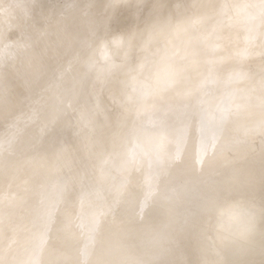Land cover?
<instances>
[{"label": "bare ground", "instance_id": "1", "mask_svg": "<svg viewBox=\"0 0 264 264\" xmlns=\"http://www.w3.org/2000/svg\"><path fill=\"white\" fill-rule=\"evenodd\" d=\"M248 1L251 5H258L257 3L264 0ZM244 2L247 1L244 0ZM225 3L226 0H0V121L3 123H0V188L3 190L7 183L9 184L7 187H12H6V190H10L7 191L8 195L5 194V188L4 193L0 191L1 256L9 258L15 253V247L22 246L15 253L16 256H19L26 251L27 245L36 241L35 246L30 251L28 264H32L44 249H48L55 254L48 257L45 264H221L219 260L213 261L209 257L213 250L209 246H214L209 239V234L212 232L215 219L218 222L217 217L221 212H224H220L219 207L232 206V209L237 204L242 205L244 203L245 205L247 203L250 205L254 201L250 197L256 196V189L249 192L246 189L258 188L264 185V149H262L264 147L261 146V142L258 146L247 150L243 154L235 151L236 156H233L232 152L225 153L228 151L222 153V150H218V145L222 143V137L218 132H214L215 130H209L203 104L199 101L202 110L201 106L199 109L198 103L197 106H194L195 100L187 98L188 96L174 99L177 96H169L167 94L170 91L167 94L165 92L172 88L171 92L184 95L186 92L182 94L181 88H179L184 83V89L188 90L190 94L195 89L197 81L198 84L200 83L198 79L194 78L193 70H196L199 64L213 67L214 63L212 64L211 61L214 58L209 59L208 54L212 55L211 52L214 53V41L207 40V36L212 37L221 28H227L226 24L225 27L215 29L217 26H222V11L224 6L227 5ZM258 7H256L257 10ZM239 8L241 7L239 6ZM263 10L262 8L261 11ZM253 11H255L254 8ZM256 14L255 17L259 16V14L257 16ZM234 17L237 18L238 16L234 15ZM242 17H240V20ZM252 19H250V22H248L249 20L246 21L256 27L257 18L256 23L253 21L255 18ZM108 23H114L115 25H111V27L108 26ZM106 24L111 27V31L106 30L109 29L105 28L107 27ZM121 25L124 26V34H122L123 31L120 32L121 35H124L122 37L124 38L122 41L124 45L116 40V38H120V35L118 33L119 36L117 37L116 30H114L115 27L118 28ZM240 25L249 26L246 22L244 24L240 23ZM102 26H104L105 31H103ZM113 26L115 27L113 28ZM239 27L241 28V26ZM249 28L251 27L247 28L250 33L244 29L245 34L242 33L243 37L239 38L242 39V45H239L240 40L239 43L236 42V45L234 43L233 47L229 44L228 46L236 48L237 45L242 47L243 44L244 46L245 44H252L253 47H250L252 46L250 45L249 48L253 49L254 53L256 49L264 50V38L260 35V38L258 36L255 39V32L253 35L251 32L256 29H252V27L250 31ZM229 31L228 29L227 32ZM117 32H119L118 29ZM256 32L258 33L257 30ZM103 34L108 36L105 38ZM224 35L226 34L224 33ZM238 35L235 36L238 37ZM102 36L105 38L103 43L105 40L106 42L99 46V43L96 44L99 40L97 38H100L99 42H101L103 40ZM221 38L224 37L220 35ZM231 38H234V36ZM227 41L230 40L227 39ZM183 43L186 44L184 55L175 57L177 49ZM122 46H124V49ZM254 46L256 49H254ZM224 48L222 52H224ZM245 48L247 49L243 51ZM245 48L239 49L242 50V53H245L249 50L248 47ZM105 51L112 53L111 56H108L109 58L107 57L108 60H103L102 54ZM232 52H234L233 49ZM225 53H227V50ZM242 53L239 52L236 56ZM215 55L218 56L219 54ZM225 55L227 54H224L223 57ZM254 55L252 54L253 58ZM168 56L173 60L172 62L169 61V71L166 69L165 72L169 75L170 83L163 75L161 77L164 68H158L161 60L168 58ZM257 56L258 54L255 57ZM246 58L248 57L245 56L244 59L246 60ZM236 59L238 58L236 57ZM70 64L73 66V72L70 71L68 74L67 69L71 67ZM143 65L146 66L144 70L137 71V68ZM195 65H197V68H195ZM257 67L255 68L257 69ZM261 67L260 70L263 68L262 71H259V69H257L258 71H255L256 69L254 72L252 71L254 73V75L252 74L253 77H258V79L256 78L251 83L255 82L258 83L256 85H260L263 82L259 86L262 89L259 88L258 92L262 91L259 96L261 95V100H264V66ZM63 69L67 71H65L67 79L64 75L65 81L61 79L63 78L62 75L65 74ZM239 70L230 71L234 74L235 71L238 72ZM213 71L215 72L214 69ZM222 71L224 72V70ZM240 71L239 73L249 76L248 73L251 70L249 69L248 72ZM57 72L63 73H60L61 77L59 76L62 81L60 79L58 82L56 81L57 84L59 83L58 87H55L57 84L54 79L51 80L52 87L53 84H56L53 88H58L57 90L61 93H58L59 95L56 94L58 91L53 90L56 95L51 92L53 88L48 86L51 85L50 78H52V75L55 77ZM177 74L181 75L184 82L180 80L182 82L180 83L177 80L178 82L173 84V87H169L172 79ZM208 74H210L209 77L212 78V74L214 77V73L210 72ZM216 74L217 72L215 73L217 78ZM23 76L29 77L28 79L32 81L34 90H31L33 89L32 83L27 84L26 80L28 79H24ZM135 76H138L141 82L148 83L147 86L137 84L133 80ZM220 76L218 75V78ZM241 76L243 78L241 77L240 83L245 78L243 75ZM17 77L20 78L21 83L23 82L20 86H24L26 82L25 86L31 88V91L27 89L29 93L25 91L26 95H23L24 92H21L22 95L19 93V87L12 86L15 81L12 83L11 80ZM223 77H220V79L222 78L221 81H223ZM44 78L49 79V83H46L47 81ZM55 78L58 79V77ZM214 78L213 81H217ZM259 78L262 82H256ZM250 79L252 81V78ZM235 81H237V78ZM245 81H243V86L246 84ZM16 82H19V80H16ZM249 85L251 87V84ZM43 86L45 90L47 88L51 89V91H48V89L47 91L53 97L55 95V100L52 97H50V99L52 98L50 100L49 96L45 99L44 95L45 93L47 95L48 92L42 90ZM14 87L19 90H14ZM24 87L22 91H24ZM218 88L220 87L218 86ZM237 88L241 90V87ZM237 88L233 90L240 92ZM256 88L258 89V87ZM223 89L225 90V87ZM41 90L45 93L40 92ZM176 90L181 92L178 94ZM151 91L153 93L150 95L149 92ZM196 91H198V88ZM34 93H42L40 97L44 96V98L39 100V96L35 97L37 94L34 96ZM146 93H149V97L145 96ZM242 94L244 93L242 92ZM195 95L198 97L197 94ZM212 96L214 95L212 94ZM223 96H226V94ZM239 96L241 95H237V100L239 98H241L240 101L244 100L245 95ZM209 98L211 97L209 96ZM214 98L212 97V99ZM230 99H234V94ZM220 100H217V102ZM248 100L250 99L246 101ZM256 100L259 101L260 99L257 98ZM210 101L207 103L208 105ZM217 102L213 103L217 104ZM230 102L228 101V103ZM234 102H237V105L240 103L236 99ZM252 102L253 100L249 104H252ZM225 104L227 103L225 102ZM249 104L247 106L249 108L255 106V102L253 103L254 106H249ZM258 105L256 106L260 107ZM234 106L237 109L236 104ZM262 106L264 107V103ZM257 107L253 109H257ZM207 109L205 108L206 111H208ZM235 109H231V111L233 112ZM240 110L243 109L240 108ZM262 110L264 111V109ZM243 111L245 112V110ZM244 112L241 111L242 114ZM223 113H225V110ZM241 113L240 115H242ZM250 113H247V115L250 116ZM234 114L235 112L232 115ZM221 115L223 116V114ZM37 117L48 119V121L46 120L48 125L46 127L48 128L44 129L47 133L41 136H45L44 138H39L43 130L38 131L42 129H39L42 119H40L41 123L38 130L35 131L40 134L39 136L36 134V137L43 139L42 142L38 141L40 145L37 141L34 144L31 140L35 137V129L33 130V127L32 130L29 129L34 122L37 123L38 121L39 123ZM231 117L233 116L230 115L229 118ZM238 117L241 118V116H237V120ZM224 118H227V114ZM254 118L252 122L257 120V117ZM23 120L30 124L29 127L23 124ZM29 120H32V123ZM241 120L237 121L238 125L244 119ZM223 121L225 120L223 119ZM261 121L263 124V120L260 118ZM249 122L251 123V121ZM258 122L256 121V123ZM209 123H211V120ZM43 124L42 127L44 128ZM237 124L234 123V125ZM245 124L246 122H244ZM21 125L25 126V130L26 127H28L27 130H31L32 137L28 131H26V134H22L21 131L19 135L18 128L21 129ZM229 125L228 129L237 130L234 128L236 126L230 127ZM259 126L262 128V133H259L262 136L264 127L261 124L257 127ZM226 128L224 127V129ZM250 128L248 129L250 130ZM226 131H223L225 135ZM229 131L230 134H227V136L232 134L231 130ZM241 131V129L237 130L238 133ZM250 132L249 134L252 133ZM224 133L221 134L224 135ZM21 134L22 136H28L29 134L31 138L24 137L27 139V141L24 139V142ZM245 134L249 136L247 133ZM259 134L257 133L256 136ZM242 136L246 138L247 143L252 140L251 138L248 140V137H244V135ZM256 136L255 139L258 138ZM238 137L241 139L240 136ZM228 138L231 140L235 137ZM261 138L264 140V136ZM28 139L33 143H30L31 146ZM237 139L234 141H237ZM33 140L35 141V139ZM234 141H230L231 146ZM254 142L257 143L255 140ZM36 143L40 147L43 143L44 162L39 159L41 155L37 156L39 154L37 148L40 147H37ZM240 145L242 146V144ZM32 146L37 147L35 148L36 153L32 151L33 156L29 152L30 148L33 149ZM10 149H14L13 152L17 151V153L23 151L24 154L21 152L22 156L18 154L16 155L18 156L17 159H12L17 153L13 155ZM40 149L39 151L43 152V149L42 151ZM6 150H10L12 154L6 153L8 152ZM2 152L3 155L13 156L9 158V155H5L8 160L5 159V156L1 158ZM133 152H137V155H133ZM34 156L38 159L35 162L32 160ZM203 157L205 159H202L200 163L198 160ZM238 157L241 158V160L239 159L241 162L237 160ZM13 160L16 163L15 167L11 165ZM5 161L11 163L10 166ZM251 163H254L257 168L253 175L250 172ZM8 167L10 170H5ZM11 168L13 171H11ZM247 169L249 174L246 173ZM3 172L6 174L12 172L10 176H7L11 179H8ZM13 173L21 175L20 179L16 178L19 183L16 182L15 185L10 184L12 183L11 180L15 176L19 177V175L12 178ZM217 177L230 181L229 186L219 194L210 191V188L215 184L208 185L213 178ZM5 180L11 182H5ZM2 182L5 184L2 185ZM262 196L264 198V193ZM254 206L253 209L257 210L258 213L264 211V200L254 202ZM245 207L247 209L248 205L244 206L242 211L246 210ZM249 209L251 210V208ZM235 210L231 211L234 212ZM255 210L253 211L255 212ZM243 213L249 215L248 212ZM154 214L158 215L155 216ZM146 215L150 216L145 217ZM229 216L228 219L225 218L228 221ZM238 216H241V214H238ZM251 217H255L254 220H257L255 215ZM251 217L245 219L249 221ZM251 220L249 223H251ZM255 222V227L260 229V224L257 221ZM241 223L240 225H243ZM221 224L223 225V222ZM245 224L246 228L248 223ZM228 227L233 228L230 225ZM255 227H252V229ZM245 228L240 229L245 231ZM247 228L249 232V227ZM240 233L242 234L241 231ZM245 233L242 236H248V234L245 236ZM250 234L249 236L252 237L254 232L251 231ZM220 236L222 235L220 234ZM234 237H238V235ZM219 240H221V237ZM243 240L244 242L247 241ZM233 242L236 243L234 239ZM222 243L225 242L222 241ZM80 244H88L89 246L80 250ZM219 244L221 243L219 242ZM240 245L243 248L244 244L242 245V242ZM246 246L245 244L244 249H246ZM227 249L226 247L224 250Z\"/></svg>", "mask_w": 264, "mask_h": 264}, {"label": "rangeland", "instance_id": "2", "mask_svg": "<svg viewBox=\"0 0 264 264\" xmlns=\"http://www.w3.org/2000/svg\"><path fill=\"white\" fill-rule=\"evenodd\" d=\"M230 3H229V2ZM240 1H242L243 3H241ZM239 1V3H238V0H226V3H225V5L226 6H224V9H223V11H222V26H217L215 29H219V28H221V27H225L226 26V24H227V28L225 29H220V30H218L217 32H221L222 30V33H217V32H215L218 36H214V35H216L215 33H214V35L211 37V36H207V40H212V42L214 43H212L213 45H214V53H212L211 52V54L212 55H210V54H208V57H209V59H213L211 62H212V64H213V67L211 68L210 66V68L207 66V65H200L199 64V66H198V68L196 67L197 65H195V68H197L196 70L194 69L193 71H194V78L197 80H199L200 81V85L198 84V81H197V84L195 85V89H193L192 90V92L189 94V91H188V93H187V91L184 89L185 87L183 86V84H181L180 85V87L179 88H181L180 90L182 91H180V90H176L177 92H178V94L181 92L182 94H184L185 92V94L184 95H177V93H176V95H175V93H173V92H171L172 91V88H169L168 89V91H166L165 92V94H167V92H169L167 95H169V96H177V97H175L174 99H180V98H186L187 96V98H192V99H194L195 100V104H194V106H197V103H198V107H199V109H200V106H201V104H203L202 106L203 107H205L206 109L209 107H212L213 106V104H214V106L212 107V108H210V109H212V110H210V109H207L208 111H206L205 110V108H204V114H205V119H206V121L208 122V124H209V130H215L214 132H218L219 134H220V136L222 137V143L221 144H219L218 145V150H222L221 152L222 153H224L225 151H228V152H225V153H229V152H232V154H233V156H236L235 155V151H237V152H240V153H245L247 150H251V148H253V147H256V146H258L259 145V143H261L262 142V145L261 146H263L264 147V140H262L263 138H261V137H263L264 136V134L261 136L259 133H262V131H261V126H259V127H257L258 125H262L263 127H264V111L262 110V109H264V107L262 106L263 105V103H264V100H261V95L259 96V94L262 92L261 90V92H258L259 91V86H261V84H263V82H262V80L259 78V80H256V82L257 81H260V82H262L260 85H256V84H258V83H251V82H253V81H255V79L257 78L258 79V77H253V75H254V70L256 69L255 67H257V65H258V67H257V69H259V71H262V67L264 66L263 64H264V62H263V64H262V61H264V50H258V49H256V47L254 46V49H256L255 51V53H254V50L253 49H251V48H249V46L250 45H252V44H245V46H244V44H243V46L242 47H240L239 45H242L241 43H242V39H239V38H242L243 37V34H245V31H244V29H246V32H248V33H250L249 32V30L247 29L248 27H253L252 29H256L257 31H258V33L256 32V30H252V32H251V34L253 35V33L255 32V34H254V38L255 39H257L258 38V36H259V38L262 36V38H264V10L263 11H261L262 10V8L264 9V1L263 2H259V3H257L258 5H262L261 7L259 6L258 7V5H251L250 3H248L249 1L248 0H246L247 2H244V0H240ZM241 3V4H240ZM247 3V4H246ZM260 3H262V4H260ZM232 4H234V5H232ZM236 4H237V6H236ZM243 4H245V5H247V6H244ZM251 6H250V5ZM232 5V6H231ZM249 5V6H248ZM228 6V7H227ZM239 6L241 7V8H239ZM245 7V9H243L244 7ZM225 7H226V9H225ZM233 7H234V9H233ZM236 7H238V8H236ZM254 8V10L255 11H253V8ZM256 7H258V10H257V8ZM228 8V9H227ZM248 8H251V9H248ZM256 8V9H255ZM260 8V9H259ZM231 9H233V11H231ZM239 9V10H238ZM227 10V11H226ZM236 10V11H235ZM248 10V11H247ZM240 11H241V13H240ZM262 12V16L260 15V13ZM232 14H231V13ZM235 12V16H238L239 17V19H237V18H235L234 17V15H233V13ZM238 12V13H237ZM249 12H251L250 14H249ZM253 12H255V13H253ZM258 12H260V13H258ZM237 13V14H236ZM247 13V14H246ZM257 13V14H256ZM227 14V15H226ZM241 15V16H239V15ZM244 14H246V15H244ZM251 14H254V15H252L251 16ZM255 14H256V16L259 14V16H257V17H255ZM248 15H250V16H248ZM246 17V18H243V17ZM254 16V17H253ZM240 17H242L241 18V20H240ZM122 18V17H121ZM254 20H253V19ZM256 18H257V24H256V27H255V25H253V24H251V23H248V22H250V19H252L253 21H254V23H256ZM245 19V20H244ZM224 20H226V21H224ZM231 20H233L232 22H231ZM239 20H240V23L241 24H244L245 22H246V24H249V26L248 27H245L246 25H240V23H239ZM248 22H247V21ZM252 20H251V22H252ZM259 20H261V21H259ZM263 20V21H262ZM228 21H230V22H228ZM244 21V22H243ZM226 22V23H225ZM228 22V23H227ZM234 22V23H233ZM238 22V23H237ZM110 23V22H109ZM108 23V26H111V25H115L114 23L113 24H109ZM223 23H225V24H223ZM233 23V24H232ZM230 24V25H229ZM251 24V25H250ZM123 25H124V23H123ZM123 25H121L120 27H115V26H113V28L115 27L116 29H114V30H116L115 31V34H116V36L118 37L119 35V37L121 38H116V40H119V43L121 44L122 43V45H124L123 44V40H124V38H122V37H124V35H121L120 34V32L121 31H123L122 32V34H124V26ZM224 25V26H223ZM234 25H235V27H234ZM106 26H107V24H106ZM105 27V28H109V29H106L108 32L109 31H111L110 29H111V27ZM230 26V27H229ZM233 26V30L231 29V27ZM236 26H237V28H236ZM239 26H241V28L243 29H241ZM99 27H101V26H99ZM123 27V28H122ZM255 27V28H254ZM102 28L104 29V26H102ZM102 28H101V30H102ZM119 28H121V29H119ZM251 28H249L250 29V31H251ZM117 29H118V31L119 32H117ZM228 29L230 30L229 32H227L228 31ZM236 29V30H235ZM239 29H240V31H239ZM259 29H260V31H259ZM227 30V31H226ZM103 31H105V29L103 30ZM224 31H226V32H224ZM238 31V32H237ZM231 32H233V33H231ZM235 32V33H234ZM262 32V33H261ZM118 33H119V35H118ZM224 33L226 34V35H224ZM232 34V35H230V34ZM243 33V34H242ZM108 34V33H107ZM223 34V35H222ZM239 34V35H238ZM96 35V34H95ZM104 36H105V34H103ZM220 35L222 36V37H224L222 40L220 39ZM238 35V37H236V36ZM261 35V36H260ZM104 36H102L103 37V40H102V38H101V42H99L100 41V38H97V40H98V42L96 43L97 45H98V43L100 44L99 46H101L102 44H104L105 42H106V40H105V42L103 43V41H104V39L108 36V35H106L105 36V38H104ZM234 36V38H231V37H233ZM242 36V37H241ZM95 37V36H94ZM216 37H218V38H215ZM228 37V38H227ZM229 37H230V39H229ZM212 38V39H211ZM225 38H227L228 40H230V41H227V39L225 40ZM92 39V38H91ZM218 39V40H217ZM234 39H235V42H234ZM238 39V40H237ZM206 40V41H207ZM231 40H233L232 41V43H231ZM241 40V41H240ZM121 41V42H120ZM217 41H219L218 42V44H217ZM239 41H240V44L239 45H237L236 46V48H231V47H233V44L235 43V45H236V42L237 43H239ZM263 41H264V39H263ZM208 42V41H207ZM222 44H221V43ZM224 42V43H223ZM229 42V43H228ZM116 43L119 45V43H118V41H116ZM226 44V45H225ZM228 44L231 46H228ZM182 45H184V46H182ZM181 45V47L179 48V49H177V52L175 53V57L178 55V56H182V55H184V49H186L185 47H186V44L185 43H183ZM235 45H234V47H235ZM239 46V47H238ZM120 48H121V45L119 46ZM221 47H228V48H224V52H222L223 51V48H221ZM245 47H248V51L247 52H251L252 50V52L248 55V53L247 52H243L244 54H245V56L246 57H248V58H246V60L244 59L245 58V56H244V54L242 53V50L241 49H243V48H245ZM250 47H253V45L252 46H250ZM122 48L124 49V46H122ZM215 48H217V49H215ZM221 48V49H220ZM231 48V49H230ZM238 48V49H237ZM239 48H241V49H239ZM101 49V48H100ZM232 49L234 50V52H232ZM235 49H237V50H235ZM247 48H245V49H243V51H245ZM220 50V51H219ZM226 50H227V53H225L226 52ZM241 50V51H240ZM251 50V51H250ZM260 52H258V51ZM215 51H217V52H215ZM262 51V52H261ZM228 52H230V53H228ZM239 52H241L242 54H240V55H237L236 56V54H239ZM105 53H106V51H105ZM104 53V54H105ZM233 55H232V54ZM104 54H102V56L104 57L103 58V60H108V58L107 57H105V55ZM214 54V55H213ZM215 54H219L218 56L217 55H215ZM224 54H229L228 56L227 55H225V57H223V55ZM235 54V55H234ZM252 54L254 55V58L252 57ZM256 54H258V56L257 57H255L256 56ZM243 57H242V56ZM210 56H213V57H210ZM216 58H215V57ZM227 56V57H226ZM231 56V57H230ZM232 56H233V58L235 59H233L232 58ZM241 56V57H240ZM261 56V57H260ZM263 56V57H262ZM223 57V58H222ZM236 57L238 58V59H236ZM250 57H252V58H250ZM107 58V59H106ZM227 60H226V59ZM258 58H260V59H258ZM263 60H262V59ZM101 59H102V57H101ZM162 59V58H161ZM239 59H241V60H239ZM103 60H101V61H103ZM219 60H220V62H219ZM221 60H223V61H221ZM229 60V61H228ZM244 60V61H243ZM172 62L173 60L171 59V58H169V56H168V58L166 57V58H163V60H161V62H160V64H159V66L160 67H158V68H160V69H162V68H164V72L163 73H161V77H162V75L164 76V78L167 80V82L168 83H170V78H169V75H168V73H165L166 72V69L169 71V64H170V62ZM259 61V62H258ZM104 62V61H103ZM256 62H258L257 64H256ZM74 63H76V62H74ZM74 63H72L73 65H76V64H74ZM216 63V64H215ZM259 63H260V65H259ZM72 64H70L71 65V67H70V65H69V67L71 68H69V69H67V67H66V69H67V71H68V74H69V72L71 71V72H73V66H72ZM246 64H247V66H246ZM255 64V65H254ZM234 65V66H233ZM263 65V66H262ZM217 66V67H216ZM227 66V67H226ZM230 68H229V67ZM240 66V67H239ZM245 66V67H244ZM250 66V68H248ZM262 68L261 70H260V67ZM144 67H146V66H140V67H138L137 68V71L138 70H144ZM203 67H206V68H204L203 69ZM223 67H224V69H223ZM235 69H234V68ZM237 67H238V69H237ZM247 68L246 70L245 69H242V68ZM251 67H253V69H251ZM49 68V67H48ZM74 68L76 69V67L74 66ZM203 69V71H202V69ZM226 68V69H225ZM229 68V69H228ZM241 68V69H240ZM66 69H65V71H66ZM208 69H210V70H208ZM213 69L215 70V72L213 71ZM241 71H240V70ZM249 69L251 70V71H249ZM255 70V71H258V70ZM198 70H199V72H198ZM200 70H201V72H200ZM217 70V71H216ZM222 70H224V72L225 73H227V74H225ZM230 70H232V72H233V70H239L240 72H244V71H249L250 73H248L249 74V76L246 74H244V73H239V71L237 72V71H235L236 73H231V71L229 72ZM64 71V69H63V72L65 73V74H63L62 72H60L61 74H63L62 76H63V78H61V79H63V81H65L66 79H67V76H66V72ZM75 71V70H74ZM136 71V70H135ZM196 71V72H195ZM207 71H209V72H207ZM228 71V72H227ZM253 71V72H252ZM204 72V73H203ZM214 73V77H215V73L217 72V74L218 75H221L220 77H223V75H224V77H223V81H221V79H220V77L218 78V75L216 74V76H217V78L215 77H213V74H212V78L211 77H209V75L210 74H208V73ZM219 72V73H218ZM247 72H245V73H247ZM252 72V73H251ZM59 72H57V74H58ZM59 73V75H57V74H55L56 76L55 77H58V79L57 78H55L53 75H52V78H50V80H49V82L51 81V85H48L49 86V88H51L52 87V80L51 79H54V81L56 82H58L59 81V76L61 77V74ZM198 73H202L201 75L200 74H198ZM44 74V73H43ZM198 74V75H197ZM208 74V75H207ZM223 74V75H222ZM233 74V75H232ZM239 74V75H238ZM253 74V75H252ZM13 75V74H12ZM64 75L66 76V79L64 78ZM228 75H229V77H232V78H229L228 77ZM241 75H243L245 78H244V80H246L245 81V85H246V87H245V85L243 86V84H244V80H241V83H240V79H242L243 77L241 76ZM14 76V75H13ZM13 76H11V77H13ZM28 76V75H27ZM43 76V75H42ZM237 76V77H236ZM239 76V77H238ZM247 76V77H246ZM15 77V76H14ZM25 76H23V78H24ZM176 77V78H175ZM173 79H172V83H171V85H169V87H173L172 85L173 84H175V83H177L178 81L180 82V80H182V82H184V80L182 79V77H181V75H176ZM198 77V78H197ZM234 77V78H233ZM242 77V78H241ZM252 78V81H251V79L250 78ZM18 78V77H17ZM15 78L17 81L19 80V82H16V80L15 79H12L11 81H12V83L15 81V83L12 85V86H14L15 85V87L17 86V88L19 87V89H20V91H19V93H21V92H24L23 93V95L25 94L26 95V92L25 91H27V89H29L28 91H31V90H34V86H33V83H32V81L31 80H29L28 78L29 77H25L24 79H28V80H26L27 81V84L28 83H32V86H33V89H31V88H28L27 86H25L26 84V82L24 83V86L23 85H21V86H23L24 87V91H22V88L23 87H21L20 86V84H23V82L21 83L20 81V78ZM178 78V79H177ZM201 78V79H200ZM213 78H214V80H217V81H213ZM227 78V79H226ZM229 78V79H228ZM237 78V81H235V79ZM249 78V79H248ZM45 79V78H44ZM60 79V80H61ZM65 79V80H64ZM174 79H176V80H174ZM210 81H209V80ZM224 79H226V80H228V81H226V80H224ZM232 79V80H231ZM48 80H46L45 79V81H47L46 83H49L48 82ZM133 80L134 81H136L137 82V84H140L141 86L142 85H145V86H147L146 84H148V83H144V82H141V80H140V78L138 77V76H135V77H133ZM178 80V81H177ZM204 80H205V82H208V83H205L204 82ZM207 80V81H206ZM231 80V81H230ZM234 80V81H233ZM238 80H239V82H238ZM53 81V82H54ZM62 81V80H61ZM147 81V80H146ZM149 82H150V80H148ZM220 81V82H219ZM57 82H56V84H57ZM182 82H180V83H182ZM214 82V83H213ZM217 82V83H216ZM222 82V83H221ZM233 82V83H232ZM236 82V83H235ZM248 82H250L249 84H251V87H250V85L249 84H247ZM17 83V84H16ZM225 83H227L226 85H225ZM232 83V84H231ZM18 84H19V86H18ZM55 84V85H56ZM202 84V85H201ZM204 84H206V85H204ZM208 84V85H207ZM214 84V85H213ZM216 84H218L217 86H216ZM222 84V85H221ZM229 84H230V88H229ZM235 86H234V85ZM242 84V85H241ZM255 84V85H254ZM46 85V86H47ZM54 84H53V87L55 86ZM58 85H59V83L55 86V87H58ZM212 85V86H211ZM32 86H30V87H32ZM44 86H45V84H44ZM44 86H43V88H42V90L44 89ZM149 86V85H148ZM181 86H183V87H181ZM200 86V87H199ZM210 86V87H209ZM218 86L220 87V88H218ZM222 86H224L225 87V90L222 88ZM241 87V90H238L239 88H237V87ZM243 86V87H242ZM250 87V88H248V87ZM253 86V87H252ZM14 87V90H19V89H16ZM21 87V88H20ZM27 87V88H26ZM52 87V88H53ZM54 87V88H55ZM204 87H206V88H204ZM209 87V88H208ZM214 87V88H213ZM232 87V88H231ZM255 87V89L253 90V88ZM256 87H258V89L256 88ZM49 88H47L48 89V91H51V89H49ZM52 89V91L51 92H53V90L55 91V92H57L56 94H58L59 93V90H57L58 88H56V89ZM198 88V91H196V89ZM200 88V89H199ZM212 88V89H211ZM237 88V90L238 91H240V92H237L236 90V93H235V91L233 90V89H236ZM242 88H248V89H242ZM26 89V90H25ZM31 89V90H30ZM47 89L45 90L46 92H48L47 91ZM216 89V90H215ZM232 89V90H231ZM260 89H262V87L260 88ZM42 90L40 91V92H42ZM243 90V91H242ZM248 90V91H247ZM257 90V91H256ZM27 91V92H28ZM45 91L44 92H42L43 94L45 93ZM196 91V92H195ZM211 91V92H210ZM220 91V92H219ZM222 91H224V93L226 94V96H223V95H225L224 93H222L221 94V92ZM230 91V92H229ZM232 91V92H231ZM234 91V92H233ZM246 91V92H245ZM250 91H251V93H250ZM253 91V92H252ZM34 92V91H33ZM35 92H37V91H35ZM214 92V93H213ZM219 92V93H218ZM242 92L244 93V94H242ZM257 92V93H256ZM18 93V92H17ZM29 93V92H28ZM37 93H39V92H37ZM36 93V94H37ZM41 93V94H42ZM54 93V92H53ZM52 93V94H53ZM150 93V95H151V93H153V91H151V92H149ZM149 93H146L147 95H145V96H147V97H149ZM204 93V94H203ZM209 93H211V94H209ZM247 93H249V94H251L250 96H249V94H247ZM35 93H34V96L36 95ZM41 94H37L35 97H37V96H39V100L42 98H44V96H45V99H47L48 98V96H49V99H50V97H52L53 98V100H55L54 99V97H55V95H54V97L50 94V92H48V94L46 95V93H45V95L43 96V97H40V95ZM59 94H61V93H59ZM58 94V95H59ZM187 94H189V95H187ZM193 96H192V95ZM195 94H197V96L198 97H196V95ZM202 94V95H201ZM212 94L214 95V96H212ZM233 94H234V99H230V98H232L233 97ZM241 95V96H239V97H242V96H244L243 98H244V100H242V101H240L241 100V98H239V100H237V95ZM262 94V93H261ZM21 95H22V93H21ZM57 95V96H58ZM191 95V96H190ZM220 95V96H219ZM227 95H228V97H227ZM230 95H232V96H230ZM258 95V96H257ZM56 96V97H57ZM182 96H184V97H182ZM208 96V97H207ZM209 96L211 97V98H209ZM219 97V99H221L220 101H218L217 102V100H219V99H217V97ZM222 96V97H221ZM229 96H230V98H229ZM47 97V98H46ZM151 97V96H150ZM205 97V98H204ZM212 97L214 98V99H212ZM236 97V98H235ZM250 99V100H248V101H246L247 99ZM248 97H250V98H248ZM51 98V99H52ZM207 98V99H206ZM209 98V99H208ZM228 98V99H227ZM252 98V99H251ZM254 98H255V100H254ZM260 99L259 101L258 100H256V99ZM50 99V100H51ZM142 99H144V97H142ZM206 99V100H205ZM223 99V100H222ZM227 99V100H226ZM235 99H236V101H238V102H240L238 105H239V107H238V105H237V102H234L235 101ZM38 100V99H37ZM204 100V101H203ZM210 100H212V101H210ZM230 100H231V102H230ZM253 100V102H252V104H249L251 101ZM201 102V104H200V102ZM207 101V102H206ZM210 101V103H209V105L207 104L208 102ZM228 101L230 102V103H228ZM246 101V102H245ZM250 101V102H249ZM261 101H262V103H261ZM205 102V103H204ZM213 102H217V104H215V103H213ZM225 102L227 103V104H225ZM234 102V103H233ZM245 102V103H244ZM255 102V106L253 105V103ZM249 104V106H254V107H257L256 105H258L257 103H259V104H261V105H258V106H260V107H257V109H253L252 107L251 108H249V107H247L248 106V104ZM206 104H207V107H206ZM231 104H233L232 106H231ZM236 104V107H237V109H238V111H237V109H235L234 107V105ZM243 104H245L243 107H242V105ZM224 105V106H223ZM202 106H201V109L203 110V108H202ZM241 106V107H240ZM214 107L217 109L218 107H220V108H218L217 110H219V111H217L216 109V111L214 110ZM248 108V111L250 110V109H253L252 111L250 110L249 112H251L250 113V116H249V114L247 115V113H249L248 111H247V108ZM221 108H222V110H221ZM240 108H242L243 110H245V112L243 111V110H240L239 111V109ZM225 110V113H223L224 112V110ZM231 109H235V110H233V112L231 111ZM220 110H221V112H220ZM226 110H227V112H226ZM259 110H261V111H259ZM223 111V112H222ZM230 111H231V113H230ZM241 111L242 112H244V113H246V111H247V113L244 115V113L242 114L241 113ZM255 111V112H254ZM258 111V112H257ZM223 114V116L220 114ZM235 112V114L234 115H232L233 113ZM237 112V113H236ZM263 113V115H261L262 113ZM207 113H210V114H207ZM214 113V114H213ZM216 113V114H215ZM240 113L242 114V115H240ZM256 113V114H255ZM220 114V115H219ZM226 114H227V118H224V116H226ZM238 114V115H237ZM253 114V115H252ZM255 114V115H254ZM210 115V116H209ZM230 115L231 116H233V117H235L236 119L234 120V118L233 117H231V118H229L230 117ZM241 116V118L240 117H238L239 119L237 120V116ZM246 115H247V117H249V118H247L246 117ZM252 115V116H251ZM208 116V117H207ZM214 116V117H213ZM218 116H220V118H218ZM244 116V117H243ZM257 117V120H254L255 121V124H254V121L252 122V120H253V118L254 117ZM260 116H263V117H260ZM42 117V116H41ZM45 117V116H44ZM212 117V118H211ZM217 117V118H216ZM253 117V118H252ZM38 119H39V117H37ZM36 118V119H37ZM246 118H247V120H246ZM260 118L263 120V124H262V121L260 122ZM30 119V118H29ZM35 119V121H37ZM40 119H42V118H40ZM40 119H39V123H38V121H37V123H33V124H36V125H30V124H28L27 123V121H28V119H27V121H24L23 120V124H25V126L26 125H28V127H29V125H30V128L29 129H31L32 130V127H33V130H34V133H35V137H33V139H35V141L33 140V139H31L32 141H33V143L35 144V142L37 141V143L40 145V143L39 142H42V140L43 139H39V138H44V137H41V136H43V135H46L45 133H47V132H45V130L48 128V127H46V126H48L46 123H47V121H48V119L46 118V120L45 119H42V123H44L43 124V126H45L44 128L42 127V123L40 122ZM214 121H213V120ZM218 119V120H217ZM220 119V120H219ZM223 119L225 120V121H223ZM240 119H244L243 121L244 122H246V124L244 125V122L242 121L241 123H240V125H238L237 124V121H239ZM251 119V120H250ZM254 119H256V118H254ZM2 120V119H1ZM210 120H211V123H209L210 122ZM217 120V121H216ZM230 120H232V121H230ZM29 121H31L30 123H32V120H29ZM34 121V120H33ZM45 121V122H44ZM221 121H223V122H221ZM228 122V123H225V122ZM249 121H251V123L249 122ZM256 121L259 123H256ZM25 122V123H24ZM214 122V123H213ZM215 122H217V123H215ZM219 122V123H218ZM232 122H234V123H236L237 125H234V123H232ZM0 123L1 124H3L2 123V121H0ZM22 123V122H21ZM20 123V124H21ZM27 123V124H26ZM41 123V126L39 125ZM220 123H221V125H222V127H221V125H220ZM225 123V124H224ZM242 123H243V125H242ZM247 123H250L249 125L247 124ZM253 123V124H252ZM38 124V125H37ZM231 124H232V126H231ZM257 124V125H256ZM212 127H211V126ZM227 125V126H226ZM228 125L230 126V127H233V126H236V127H234L235 129H237V130H239V129H241L242 131H243V133H242V131L240 132V133H238L237 132V130H234L233 128H229L228 129ZM248 125V126H247ZM22 126V125H21ZM25 126H22V128L20 129V127L18 128L19 130L18 131H20L19 132V135H20V133H21V131H22V134H26V131H28L29 132V134L31 135V137H32V135H33V133H31L30 131L31 130H27V128L28 127H26V130H25ZM38 126H40V128L38 127ZM218 128H216V127ZM238 126V127H237ZM240 126V127H239ZM242 126V127H241ZM247 126V127H246ZM251 126H253L252 128H250ZM256 126V127H255ZM36 127V128H35ZM213 127H215V128H213ZM221 127V128H220ZM224 127H227L226 129H227V131H226V129H224ZM38 128L39 129H41V130H38ZM54 128V127H53ZM213 128V129H212ZM222 128H223V131L225 130L226 131V135H225V133L222 131ZM243 128H245V129H243ZM248 128H250V130L248 129ZM254 128V129H253ZM257 128H259L258 130H257ZM23 129V130H22ZM36 129L39 131V132H41L42 130V133H41V135L40 134H37L38 133V131L37 132H35L36 131ZM45 129V130H44ZM216 129H217V131H216ZM220 129H221V131H220ZM25 130V131H24ZM229 130H231V133L233 134H231V135H229V136H227V134H230V131ZM234 130V132H232ZM252 130H254V131H252ZM259 131V132H257V131ZM249 131H251L250 133L251 134H249ZM27 132V133H28ZM33 132V131H32ZM254 132V133H253ZM221 133H224V135L223 134H221ZM235 133V134H234ZM245 133H247L249 136H247ZM259 134L258 136H256V134ZM22 134H21V136H22ZM28 134V136L27 135H23L21 138H22V140H24V139H26V138H28L30 135ZM39 136V138L38 137H36L37 135ZM237 135V136H236ZM242 135H244V137H248L247 139L249 140L250 138L253 140H249L250 141V143H249V141H248V143L246 142V138H243V136ZM246 135V136H245ZM251 135V136H250ZM238 136H240V138L241 139H239V137ZM255 136H256V138L257 139H255ZM260 136V137H259ZM20 137V136H19ZM24 137H26V138H24ZM31 137H29V139L31 138ZM227 137H230V138H232V137H235V138H232L231 140L228 138L227 139ZM237 137H238V139H237ZM261 138V139H260ZM28 139V141H29V144L30 143H32V142H30L31 140H29ZM235 139H237V141H234ZM22 140H21V142H22ZM41 140V141H40ZM228 140V141H227ZM234 141V143H232V146H231V142L230 141ZM254 140L258 143H255L254 142ZM26 141H27V139H26ZM39 141V142H38ZM243 141V142H242ZM259 141V142H258ZM24 142H25V140H24ZM241 142V143H240ZM253 142H254V145H253ZM27 143V142H26ZM32 143V144H33ZM36 143V146L38 145ZM225 143V144H224ZM227 143H229L230 144V146H228L229 144H227ZM244 143V144H243ZM32 144H30V146L32 145ZM43 143H41V147L38 145L37 147H40V148H44V147H42L43 145H42ZM227 144V145H226ZM240 144H242V146L240 145ZM250 144V145H249ZM221 145H223V146H221ZM235 145V146H234ZM239 147H238V146ZM247 145V146H246ZM34 147V146H32V148L33 149H31L30 148V153H31V155L33 156V153H32V151H34L35 153H36V150H35V148H37V147ZM225 146H226V148H225ZM241 146V147H240ZM244 146V147H243ZM29 147V146H28ZM237 147V148H236ZM245 147H247V148H245ZM250 147V148H249ZM39 148V149H40ZM39 149L37 148V153L39 152V154H37V156L38 155H41V156H43V157H39V159L41 160H43V158H44V149H43V152H40L39 151ZM42 149H40L41 151H42ZM224 149V150H223ZM227 149V150H226ZM262 149H264V148H262ZM11 150V149H10ZM8 151V150H6V151H8V152H6V151H3V152H6V153H11L12 154V152L14 151V149H12L11 151ZM29 150V149H28ZM217 150V151H218ZM231 150V151H230ZM136 151V150H135ZM220 151H218V152H220ZM3 152L1 153L2 154V157L1 158H3V156H8L7 154H4L3 155ZM24 154V152L23 151H19V153H17V151L16 152H13V155H14V153H17V154H15V156L14 157H12L13 155H11V157H12V159L13 158H16L17 159V157L18 156H16V155H18L19 154V156H22V153ZM21 153V154H20ZM34 153V155H36ZM42 153V154H41ZM137 153V152H136ZM136 153H134L133 152V155H137ZM5 156V159L7 158V160H8V157H6ZM233 156H231V157H233ZM10 157V155H9V158H11ZM23 158H24V156L22 157V160H23ZM34 158H36V156H34ZM32 159V160H34V162H35V160L37 161L38 159L36 158V159ZM11 159V160H12ZM15 159V160H16ZM21 159V158H20ZM202 159H205L204 157L203 158H201L200 160H198V161H200V163H201V160ZM241 160V158L240 157H238V159L237 160ZM15 160H13V161H11V163H9V162H6L5 161V163H8V166H10L9 164H11V165H15L16 163H14L15 162ZM239 160V162H241ZM43 162H44V160H43ZM200 165V164H199ZM198 165V166H199ZM13 166H11V167H13ZM15 167V166H14ZM25 167V166H24ZM14 169V168H13ZM256 166H255V164L254 163H251V165H250V172L252 173V175L253 174H255V172H256ZM5 170H10L9 169V167H8V169L6 168ZM11 171H13L12 170V168H11ZM22 171V170H21ZM6 172V171H5ZM5 172H3L4 174H6ZM9 172H7V174L5 175L6 177L7 176H10V174L12 173V172H10V174H8ZM246 173L247 174H249V171H248V169L246 170ZM14 174V173H13ZM15 175H19V174H14V175H11V177L13 178ZM20 177H21V175H19V177H17V176H15L14 177V179L13 180H15L16 178H19L20 179ZM8 179H11V178H9V177H7ZM13 180H11L12 181V183H10L11 181L10 180H5V182L7 181V182H9L11 185H15V183L18 181L17 179L15 180V181H13ZM223 179H221V178H219V177H217V178H213L209 183H208V185H210V184H215V185H213L211 188H210V191H214L215 193H220V192H222L225 188H227L229 185H228V183L230 182V181H225V180H223ZM3 183V182H2ZM17 183H19V182H17ZM1 184V183H0ZM5 183H3L2 185H4ZM7 185H9L8 183L6 184V187H7ZM17 185V184H16ZM2 187V186H1ZM6 187L4 186V188H5V190H6ZM9 187V186H8ZM7 187V188H8ZM11 187V186H10ZM9 187V188H10ZM3 188V187H2ZM4 188H3V190L1 189L0 191H1V193H4ZM12 188V187H11ZM256 189V196H253V197H250L251 198V200L253 201L250 205H252L253 204V206H251L250 207V205L249 204H247V203H245V205H244V203L241 205H238L237 204V208L234 206V208H232L231 209V207L229 206V207H219V211L221 212V211H224L223 213L221 212V214L217 217L218 218V222H219V225H218V222H217V219H215V222H214V224H213V229H212V232L209 234V239L211 240V242H213V244H214V246H209V248H212L213 250H212V252L209 254V257H211V260H219L220 261V263L221 264H264V247H263V244H264V225L262 226V224H264V211H261V212H257V210H255V209H253L255 206H254V202L255 203H257L258 202V200L260 201V200H264V198H263V193H264V185L263 186H261V187H258V188H254V187H252V188H248V189H246L248 192L249 191H254ZM10 191V190H6L5 191V194L7 193V195H8V192ZM1 196V195H0ZM4 196H6V195H4ZM257 199V200H256ZM2 201V200H1ZM246 205H248V208L246 209V207H245V209L246 210H244V211H242L243 209H244V206H246ZM256 205V204H255ZM243 206V207H242ZM239 207V208H238ZM221 208H222V210H221ZM249 208H251V210L249 209ZM236 209V210H235ZM237 209H240V210H237ZM229 213H227L226 211ZM231 210H235L234 212L233 211H231ZM252 211V212H250V211ZM253 210H255V212L253 211ZM157 211V210H156ZM238 211H241V212H238ZM153 212H155V211H153ZM233 212V213H232ZM236 212V213H235ZM243 212H248V214L249 215H251V216H256V219L257 220H254L255 219V217H251V223H252V225H251V223H249L250 222V220L248 221V219L250 218V217H248L247 216V213H245L246 215H244V213ZM230 213H232V214H230ZM240 215L241 214V216H238V214ZM256 213V214H255ZM230 215L229 217H230V219H229V221L228 220H226L225 218H227L228 217V215ZM234 214V215H233ZM254 214V215H253ZM155 216L156 215H158V214H154ZM226 215V216H225ZM233 215V216H232ZM243 215V216H242ZM150 215H146L145 217H149ZM220 216H223L222 218L220 217ZM225 216V217H224ZM232 216V217H231ZM237 216H238V218H237ZM244 216H246L248 219H245L246 217H244ZM234 217V218H233ZM240 217H242V218H240ZM220 218H221V220H220ZM232 218L233 219H235L234 221L232 220ZM225 219V220H224ZM228 219V218H227ZM245 219V220H244ZM233 221V223H232V221ZM238 221V222H235V221ZM242 221V223H241V221ZM254 220V221H253ZM243 221H245V222H243ZM248 221V222H247ZM255 221H257V223H259L260 224V226H261V228L259 229V228H257V227H255V224H256V222ZM223 222V225L221 224ZM228 222V223H227ZM240 223L241 224H243V225H240ZM244 223H248L247 225V227H249V232L247 231L248 230V228L246 227L245 228V226H246V224L244 225ZM254 223V224H253ZM227 224H229L230 225V227L232 226L233 228H229L228 226L229 225H227ZM240 226H239V225ZM215 225H217L216 227H215ZM221 225V226H220ZM234 225V226H233ZM220 226V227H219ZM239 226V227H238ZM239 229H238V228ZM252 227H255L254 229H255V231H254V229H252ZM216 228V229H215ZM223 228V229H222ZM226 228H228V229H226ZM242 228H245V231H244V229L243 230H241ZM251 228V229H250ZM237 229H238V231H237ZM257 229H259V230H257ZM213 230H215V231H213ZM226 230V231H225ZM252 232H254V234L252 235V237H250L249 236V234L251 233V231ZM217 231V232H216ZM240 231L242 232V234L240 233ZM223 232H225V234H223ZM231 234H230V233ZM236 232V233H235ZM246 232V233H245ZM117 233V232H116ZM243 233H245L244 235L246 236L247 234H248V236H246V237H249V238H246V237H244V236H242L243 235ZM218 234V235H217ZM220 234L222 235V236H220ZM236 234V235H235ZM240 234H241V236H242V238H241V236H240ZM227 235V236H226ZM237 236L238 235V237H234V236ZM251 235V234H250ZM215 236H217V238H215ZM230 236V237H229ZM211 237V238H210ZM213 237H214V239H213ZM221 237V240H219V238ZM225 237V238H224ZM228 237V238H227ZM230 238V239H229ZM234 239V241L236 242V243H234L233 242V239ZM216 239V240H215ZM223 239H225V240H223ZM243 239H245V240H249L248 242L247 241H245L244 242V240ZM215 242H214V241ZM231 240H232V242H231ZM239 240H240V242H239ZM222 241L223 242H225V243H222ZM238 241V242H237ZM35 242L36 241H33V243H31V244H29V245H27V248H26V251L23 253V254H21V255H19V256H16V252L18 251V249L20 248V247H22V246H17V247H15L14 248V250H15V253L14 254H12L13 256H11V257H9V258H6V256L4 257V256H1L0 255V264H28L27 263V261H28V258H29V256H30V251L32 250V248L35 246ZM219 242L221 243V244H219ZM241 242H242V245L244 244V246H245V244L247 245L246 246V249H244V246H243V248H242V246L240 245L241 244ZM244 242V243H243ZM228 243V244H227ZM233 243L235 244V246L233 245ZM248 243V244H247ZM238 244V245H237ZM218 245V246H217ZM228 245V246H227ZM46 246V245H45ZM89 245L88 244H80V246H79V249L81 250V249H85V248H87ZM224 246H225V248L227 247L228 249L227 250H224L225 248H224ZM233 246V247H232ZM238 246H241V247H238ZM205 248H207L206 246H205ZM233 248V249H232ZM238 248V249H237ZM241 250H240V249ZM249 250H248V249ZM244 249V251H242ZM13 250V251H14ZM263 250V251H262ZM224 251H227V252H224ZM231 251V252H230ZM248 251V252H247ZM233 252V253H232ZM51 255H55L54 253H51L48 249H44V251L39 255V257L36 259V260H34V262L32 263V264H45V262H46V260L48 259V257H50ZM107 260V259H106ZM106 260H104V261H106Z\"/></svg>", "mask_w": 264, "mask_h": 264}, {"label": "clouds", "instance_id": "3", "mask_svg": "<svg viewBox=\"0 0 264 264\" xmlns=\"http://www.w3.org/2000/svg\"><path fill=\"white\" fill-rule=\"evenodd\" d=\"M104 55H105V57H108V56H111L112 53L111 52H106Z\"/></svg>", "mask_w": 264, "mask_h": 264}]
</instances>
